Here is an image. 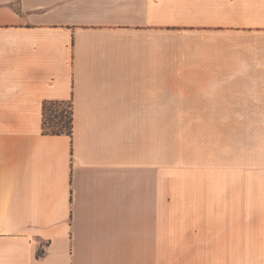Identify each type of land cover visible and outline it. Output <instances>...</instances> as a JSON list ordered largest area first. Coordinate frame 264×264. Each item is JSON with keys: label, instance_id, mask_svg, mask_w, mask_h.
I'll return each mask as SVG.
<instances>
[{"label": "crops", "instance_id": "1", "mask_svg": "<svg viewBox=\"0 0 264 264\" xmlns=\"http://www.w3.org/2000/svg\"><path fill=\"white\" fill-rule=\"evenodd\" d=\"M0 264H264V0H0Z\"/></svg>", "mask_w": 264, "mask_h": 264}, {"label": "trees", "instance_id": "2", "mask_svg": "<svg viewBox=\"0 0 264 264\" xmlns=\"http://www.w3.org/2000/svg\"><path fill=\"white\" fill-rule=\"evenodd\" d=\"M51 112L57 120L58 130L46 132L51 135H69L73 132V111L71 104L62 102H47L43 109V127L47 124V115ZM55 126V125H54Z\"/></svg>", "mask_w": 264, "mask_h": 264}, {"label": "rangeland", "instance_id": "3", "mask_svg": "<svg viewBox=\"0 0 264 264\" xmlns=\"http://www.w3.org/2000/svg\"><path fill=\"white\" fill-rule=\"evenodd\" d=\"M57 120L56 118L54 117V115L51 113V112H48V115H47V124L44 128V131L46 132H52L54 130H58L59 127H57ZM55 125V126H54ZM197 125L198 124H180V123H176L174 124V131H175V147H177V144H180L181 142H179V139H180V136H182L183 134H185L187 137H193V135L197 136ZM209 125V124H207ZM212 125V124H210ZM223 128V126H222ZM223 129H226V128H223ZM228 130V129H226ZM183 131L185 133H183ZM207 133V132H206ZM195 139V138H193ZM177 150V149H176ZM208 156V154H206ZM200 155H198L197 153H190V155H182L180 156L179 154H176L174 155V158H175V163H177L179 160H181V157H182V160L183 159H188V158H192V159H198Z\"/></svg>", "mask_w": 264, "mask_h": 264}]
</instances>
